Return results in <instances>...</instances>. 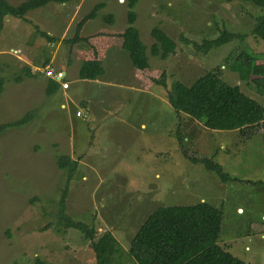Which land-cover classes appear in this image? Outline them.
Returning <instances> with one entry per match:
<instances>
[{"label": "rangeland", "instance_id": "374dc122", "mask_svg": "<svg viewBox=\"0 0 264 264\" xmlns=\"http://www.w3.org/2000/svg\"><path fill=\"white\" fill-rule=\"evenodd\" d=\"M6 1L16 6L26 0ZM99 2L104 8L87 28L101 34L88 44L92 48L120 44L114 33L127 27L128 0L50 3L27 12L23 19L7 16L2 21L0 124L26 117L28 121L0 133V264H34L35 257L48 264H95L89 241L59 221L66 182V171L56 165L59 156L77 162L68 182L65 214L92 225L96 237L110 232L122 248L119 264H133L126 256L130 240L151 211L201 202L221 211L217 241L221 248L245 264H264V126L249 138L237 131H211L186 115H177L166 98L173 82L189 85L219 68L227 84L238 85L264 106V87L258 93L230 70L234 57L245 50L264 65V42L250 33L262 9L239 0H136L134 27L147 48V69L125 66L121 72L108 71L102 78L106 85L90 84L84 90L74 83L80 63L75 58L68 61L70 50L90 46L67 45L63 40ZM108 14L114 18L110 27L102 21ZM153 27L176 43L175 53L166 60L148 53ZM223 30L247 37L207 53L191 44L214 39ZM40 33L54 41L49 43ZM47 59L46 67L64 70L65 81L71 84L73 109L70 106L67 112L57 103L63 98L61 92L46 95L39 79L25 78L21 71L28 66L40 76ZM162 72L165 87L159 83ZM132 75L149 77L153 85L148 92L134 91L126 83ZM18 76L22 80L15 83ZM83 99L89 100L88 106L81 104ZM74 109L82 117L76 118ZM43 124L48 130L51 127L45 136L40 133ZM179 135L189 156L210 159L232 180L223 182L204 165L184 157ZM68 140L74 144L68 145ZM52 142L61 143L60 148Z\"/></svg>", "mask_w": 264, "mask_h": 264}, {"label": "trees", "instance_id": "16d2710c", "mask_svg": "<svg viewBox=\"0 0 264 264\" xmlns=\"http://www.w3.org/2000/svg\"><path fill=\"white\" fill-rule=\"evenodd\" d=\"M72 0H26L16 6L6 0H0V28L5 17L23 19L31 10L43 8L50 3L65 4ZM248 2L262 9L261 15L255 18L250 31L255 40L264 42V0H239ZM136 0H128L126 22L127 27L115 36L121 39L120 47L128 53L129 61L133 69L143 71L147 69V48L139 38L138 30L134 27L136 14L132 10ZM104 8L99 2L81 17L74 27L70 38L64 39L63 43L76 46L89 42L93 37L101 34L98 30L94 35L83 37L81 31L86 23L97 17L98 12ZM109 26L114 18L108 14L102 18ZM49 43L53 37L40 33ZM153 43L148 48L152 57L166 60L175 53L176 43L159 27L150 30ZM246 34L231 33L226 30L220 32L214 39L203 40L202 43H191L193 47L207 53L212 48L237 40L242 42ZM184 42L190 43L186 39ZM48 64L45 61L43 67ZM230 70L236 73L239 81L249 83L258 93L264 87V65L260 59L245 51L239 52L230 64ZM25 78H34L36 73L25 66L21 69ZM103 68L98 60H86L78 69L79 79L94 80L103 74ZM219 68L197 77L191 84L185 85L180 81L171 84L166 92L169 106L179 115L183 114L201 123L205 129L211 131H237L243 138H249L257 132L259 126H264V106L244 94L238 85L227 84L221 76ZM166 74H160L159 83L165 87ZM21 77L14 78L18 83ZM155 81V80H154ZM158 82V81H157ZM3 79L0 78V95L3 90ZM59 88V83L48 79L44 93L51 95ZM30 114V113H27ZM29 116V115H28ZM31 116V115H30ZM28 117L8 124H0V133L18 127ZM183 139L177 136L179 149L184 157L193 163H200L207 170L214 172L221 181L232 180L222 167L208 158L197 159L188 155L182 147ZM56 165L60 170L66 171V182L59 202L58 217L65 228L78 230L84 241H89V249L94 255L95 264H119L122 248L108 231L96 237V230L92 225L75 222L65 214V196L68 182L77 167V162L67 156H59ZM221 211L206 202L189 206H161L151 211L132 236L126 256L133 264H245L242 260L234 257L228 251L221 248L218 238L221 225ZM34 264H48L38 257L33 260Z\"/></svg>", "mask_w": 264, "mask_h": 264}, {"label": "crops", "instance_id": "0c3cea01", "mask_svg": "<svg viewBox=\"0 0 264 264\" xmlns=\"http://www.w3.org/2000/svg\"><path fill=\"white\" fill-rule=\"evenodd\" d=\"M91 22H93V21H90V22L85 24V26L83 27V29L81 31V36L86 37V36L94 35L98 31L97 30L94 33H91V31H90L91 29L87 28V25H89ZM96 24H97V22L95 23V25ZM95 25H94V27H95ZM67 39H68V37H67ZM92 39H90V40H92ZM82 45L90 46V48L84 47V49H78L77 51H74V52H71V50H70V54H69L70 57H69L68 64L72 61V58H75L73 60L79 62L80 64L83 61L95 59V60L100 61L102 68H103V71H104L100 77H98L94 80H88V79H79L78 78V70H77L76 79H75L74 83L82 84L84 90H87L89 88L90 84H96L97 86H99V84H102L101 86H103L104 84L106 85L107 82L102 81V78L106 79L104 76L106 73H108V71L113 72V73L119 72V71L121 72L125 66H131L128 53L125 50H123L120 47V44H118V43H107V44L105 43V44H101V45L97 46L96 48H92L94 46L89 45L88 42L82 43ZM86 50H88V52ZM93 57H94V59H91ZM46 61H48V64H46L44 67L49 65V60L47 59ZM50 68L53 69L52 67H50ZM53 71H54V69H53ZM55 72L62 73L63 74V78H62L63 80L62 81L68 83V81H65L66 74H65L64 70H62L61 68H58V69H56ZM132 74H135V73H132ZM34 79H39L40 83L43 86L42 88H43V92H44L45 84H46L47 80L51 79V78L44 77V75L41 74L40 76L34 77ZM147 82L150 85H147L146 84ZM126 83H128V85H130L134 89V91L144 90L146 92H148V90L151 88L150 86L153 85L152 82L150 81L149 77H146V76L143 77L141 75L137 76V77H136V75H132L131 79H129V80L126 79ZM70 86H71V84L68 83V87L66 89H63L61 87V84H59V88L57 89V91L61 92V95L64 98V100L62 98V100L57 101L58 106L60 107V109L64 110L65 112H67L66 109L70 106L72 107L71 109H73V105L71 102L72 96H71V94L68 93V91L70 90ZM54 93H52L51 95H53ZM81 104L88 106L89 100L87 101L86 99H83V100H81ZM49 110L47 111V113L49 112ZM76 112H79V110L74 109V113H75L74 115L76 118L82 117V114H80L79 116H76ZM141 127H143V125H141ZM50 129H51V127H50ZM50 129L48 130V128L45 127V125L43 124L42 130L40 131V133H42L43 136H45V134L47 135L48 133L51 132ZM53 143L54 142H52V144H51L52 146H54L55 148H60L59 146L61 145V143L60 144H58V143L53 144ZM67 144L73 145L74 143H71L68 140ZM67 148H68V146H67ZM61 149H62V147H61Z\"/></svg>", "mask_w": 264, "mask_h": 264}, {"label": "built area", "instance_id": "2783aa9c", "mask_svg": "<svg viewBox=\"0 0 264 264\" xmlns=\"http://www.w3.org/2000/svg\"><path fill=\"white\" fill-rule=\"evenodd\" d=\"M44 68L45 69H43V71L41 73L42 75H44V77L51 78V79L55 80L56 82L61 84V87L63 89H66L68 87V83L62 81L63 80L62 79L63 78V74L62 73L55 72V71H53V69L48 68V67H44ZM46 68H48L49 70L46 71ZM79 115H80V113L77 112L76 116H79Z\"/></svg>", "mask_w": 264, "mask_h": 264}, {"label": "water", "instance_id": "95a60500", "mask_svg": "<svg viewBox=\"0 0 264 264\" xmlns=\"http://www.w3.org/2000/svg\"><path fill=\"white\" fill-rule=\"evenodd\" d=\"M120 2L122 1V0H119Z\"/></svg>", "mask_w": 264, "mask_h": 264}]
</instances>
